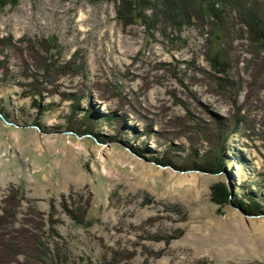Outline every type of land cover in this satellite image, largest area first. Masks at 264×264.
I'll return each mask as SVG.
<instances>
[{"label": "rangeland", "instance_id": "obj_1", "mask_svg": "<svg viewBox=\"0 0 264 264\" xmlns=\"http://www.w3.org/2000/svg\"><path fill=\"white\" fill-rule=\"evenodd\" d=\"M159 7L0 4V264H264V52Z\"/></svg>", "mask_w": 264, "mask_h": 264}, {"label": "trees", "instance_id": "obj_2", "mask_svg": "<svg viewBox=\"0 0 264 264\" xmlns=\"http://www.w3.org/2000/svg\"><path fill=\"white\" fill-rule=\"evenodd\" d=\"M8 0H0V4L7 2ZM15 0H9V2H14ZM192 1V9L189 8L190 2ZM125 4V7L123 6ZM190 4V5H189ZM152 6L157 15H160L165 9H161L159 6L171 7L170 19L175 17H180L181 21H186L187 18H195V16L201 17L205 15L211 17L215 20L218 27L223 23L226 15L230 13H236L240 17V22L242 27L246 29L248 39L251 42L254 50H251L252 55L259 56L262 51L264 52V1L261 0H122V8L126 9V13H132L139 7ZM121 8V7H120ZM123 8V9H124ZM263 10V11H262ZM165 13V12H163ZM184 23V22H180ZM215 58L212 59L215 63V67L224 68V65ZM220 164L217 161V165ZM218 192L222 201L228 200L229 193L227 188L223 184H219ZM12 216V214H9ZM12 217H15L13 215ZM4 219V218H3ZM4 246V244H3ZM7 246V245H6ZM8 247V246H7ZM19 250V248H17ZM9 250H14L9 246ZM17 250V251H18ZM41 254L49 253V248L37 250ZM45 254V256H46ZM44 256V257H45ZM52 264H69L64 256L59 253V248L56 245V249L53 255ZM40 264H45L46 260L38 258ZM78 262H72V264H77ZM49 264V263H46Z\"/></svg>", "mask_w": 264, "mask_h": 264}, {"label": "water", "instance_id": "obj_3", "mask_svg": "<svg viewBox=\"0 0 264 264\" xmlns=\"http://www.w3.org/2000/svg\"><path fill=\"white\" fill-rule=\"evenodd\" d=\"M0 116L2 117V115L0 114ZM3 118V117H2Z\"/></svg>", "mask_w": 264, "mask_h": 264}]
</instances>
